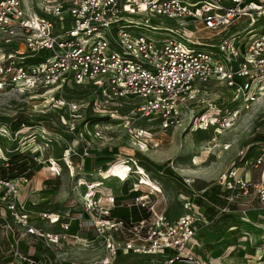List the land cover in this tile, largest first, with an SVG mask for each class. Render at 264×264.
I'll return each instance as SVG.
<instances>
[{"label":"built area","instance_id":"built-area-1","mask_svg":"<svg viewBox=\"0 0 264 264\" xmlns=\"http://www.w3.org/2000/svg\"><path fill=\"white\" fill-rule=\"evenodd\" d=\"M135 15H159L176 21L178 29H165L156 39L142 31L162 30L134 20ZM245 19L249 26L264 19V0H0V93L52 95L69 87L88 88L86 101L51 96L61 103L57 108H66L63 124L72 140L84 141L78 137L80 129L85 137H104L106 125L91 120L90 110L121 120L126 136L141 151L156 146L153 132L138 124L142 119L149 122L147 127L162 131L190 128L218 136L264 97V29L229 33ZM214 82L227 89L226 107L208 97ZM123 104L130 110L121 117L116 108L109 109ZM6 131L0 129V135ZM86 144L84 156L92 149L89 141ZM66 153L71 158L79 154L72 146L64 158ZM246 153L241 152V161ZM129 158L136 168L127 181L136 178L134 191L146 187L132 203L139 219L112 217L116 197L98 188L89 195L88 186L83 206L91 221L74 226L70 212L69 221H61L59 214L44 215L60 230L45 233L29 227L27 233L44 238L43 249L33 246L32 253H24L16 239L10 264H115L129 253L160 255L161 264H207L196 253L199 230L249 220L248 212L264 210V145L244 166L233 163L218 176L217 196L224 203L216 206L212 218L195 202L200 196L195 194L184 197V213L169 220L152 199L163 192L142 183L140 164ZM14 182L0 179V186L17 193ZM250 203L256 206L250 208ZM236 211L242 213L238 220ZM20 220L27 224V217ZM86 232L93 235L84 236ZM85 251L93 256L84 257ZM253 257L264 260V242ZM217 259L221 257L209 263L219 264Z\"/></svg>","mask_w":264,"mask_h":264},{"label":"rangeland","instance_id":"rangeland-1","mask_svg":"<svg viewBox=\"0 0 264 264\" xmlns=\"http://www.w3.org/2000/svg\"><path fill=\"white\" fill-rule=\"evenodd\" d=\"M132 18L162 30L153 33L142 31L156 39L163 37L161 34L166 33L165 29H178L176 21L159 15H135ZM241 21L233 26L229 33L240 31L244 35L251 29H255L256 32L264 29V19H260L252 26H249V20ZM1 39L0 37V42ZM207 91L208 97L215 99L218 105L226 107L227 89L225 92L214 82ZM52 95L55 99L61 97L86 101L90 98L91 91L86 87L75 86L60 93L53 91ZM52 95L47 92L23 93L17 90L0 93V129L7 130L4 133L6 136L0 135V163L6 162L19 151L28 157L33 156L36 161L30 168L31 175L24 174L11 179L15 181L17 193L11 192L10 188L4 185L0 186V216L6 223L0 227V237H6L11 232L15 240L20 238V250L24 251L26 247L29 253H32L33 246L38 250L43 249L44 241V238L36 234L27 233L29 227L45 233L60 230L59 224H52L44 215L59 214L61 221H69L66 214L70 212L71 216L76 218L72 221L74 226L77 225V221L86 223L91 221L83 206V195L88 190V184L83 185V180L88 182L96 179L107 166L108 172L104 173L109 175L107 178L111 176L112 171L119 168L121 180L116 178L106 180L105 185L98 188L100 193H112L117 199V205L134 207L132 203L135 196L146 189L142 186L140 191L133 190L135 177L127 181L125 170L131 171L136 168L133 160L129 158L134 157L140 164L143 179L141 182L158 192H163L157 198L152 197L156 208L163 211L169 220H173L184 213V197L202 195L207 188L214 192L217 187L216 179L221 173L233 163L244 166L246 160H251L257 150L264 145V97L252 109L242 112L235 125L218 136L211 130L192 131L190 128L162 131L147 127L149 122L142 119L138 124L153 132L156 146L141 151L126 136L121 120H112L110 113L100 115L92 110L87 112L88 117L106 125L104 137L102 139L85 137L80 129L78 137L84 141L72 140L63 124L66 108H57L56 105L60 107L61 103L51 100ZM239 103L238 101L230 105L237 107ZM115 108L120 117L130 110L126 104L109 107L112 110ZM18 122H24V125H20L19 129L12 128ZM153 124L158 125V122L153 121ZM87 141L91 143L92 149L84 156L82 151ZM69 146L75 148L79 154L72 158L66 154L64 158ZM243 151L247 153L245 159L241 161L240 155ZM189 178L195 182L188 184L186 180ZM100 179L102 180L101 175ZM101 180H95L94 183L100 185ZM249 206L252 208L256 205L250 203ZM248 214L250 221L230 220L226 225L217 223L216 228L205 227L199 230L200 246L196 253L201 254L203 261L210 264L211 258L221 256V261L218 262L217 259L215 262L264 264V260L253 257L256 246L264 242V210L255 209ZM241 215V212H234L235 220ZM23 216L27 217V224L20 220ZM219 228V232H213ZM91 256L93 254L85 251L84 257ZM163 259L160 255L129 253L121 254L116 258L115 264H161ZM234 261L236 263H233Z\"/></svg>","mask_w":264,"mask_h":264},{"label":"trees","instance_id":"trees-1","mask_svg":"<svg viewBox=\"0 0 264 264\" xmlns=\"http://www.w3.org/2000/svg\"><path fill=\"white\" fill-rule=\"evenodd\" d=\"M22 123H16L12 128L19 129ZM36 161L33 156H26L24 152H16L14 155L8 158L6 162L0 163V179L9 181L16 178L17 176H22L24 174L31 175L30 168L35 165ZM214 192H210L207 188L202 192V195L195 198V202L201 205L207 217L212 218L216 213V206L223 204L224 202L217 196L219 193V187H215ZM206 204V205H204ZM134 206V205H133ZM112 217L128 220L129 217H133L135 220L141 217L136 206L129 208L125 205H117L112 211ZM147 216V215H145ZM6 223L4 219L0 216V227L4 226ZM15 244L14 235L9 232L6 237H0V264H10L14 261V251L12 250V245ZM24 253H28V248L23 249Z\"/></svg>","mask_w":264,"mask_h":264},{"label":"crops","instance_id":"crops-1","mask_svg":"<svg viewBox=\"0 0 264 264\" xmlns=\"http://www.w3.org/2000/svg\"><path fill=\"white\" fill-rule=\"evenodd\" d=\"M146 168V167H145ZM127 170V169H126ZM125 170V171H126ZM146 170H148L147 168H146ZM116 171V172H115ZM115 171H112L111 172V176L109 177V178H107L106 180H108V179H111V178H116V179H118L119 181L121 180V176H120V174H121V169H119L118 168V170H115ZM108 172V166L106 167V168H104L103 170H101V173H99L98 174V176L96 177V179H93V180H91V181H93V182H95V180H101L100 179V175H106V174H104V173H107ZM107 177V176H106ZM106 180H101V185L103 186V185H105V181ZM85 235H89V236H92L93 235V233H90V232H86V233H84V236ZM241 253H243L242 252V250L240 251ZM221 257V256H220ZM222 258V257H221ZM230 259V258H229ZM223 260V259H222ZM220 261H221V259H220ZM233 263H236L235 261L233 262ZM229 264V263H228ZM240 264H242V263H240ZM246 264V263H245Z\"/></svg>","mask_w":264,"mask_h":264},{"label":"bare ground","instance_id":"bare-ground-1","mask_svg":"<svg viewBox=\"0 0 264 264\" xmlns=\"http://www.w3.org/2000/svg\"><path fill=\"white\" fill-rule=\"evenodd\" d=\"M68 156H69V154L68 153H66ZM67 161H69L68 159H67ZM126 172L127 173H125L126 174V176L128 177L129 176V173H130V171H127L126 170ZM139 173H141V170L139 171ZM102 176V180H106L107 179V177L109 176V175H101ZM107 176V177H106ZM82 180L83 179H81V181H80V184L82 183ZM84 181V184L83 185H87L88 184V186L90 187V189L88 190L89 191V195H93V192H94V190L96 189V188H101L102 187V185L100 184V185H98V184H95L93 181H85V180H83ZM96 182V181H95ZM82 185V184H81ZM53 216H55V215H53Z\"/></svg>","mask_w":264,"mask_h":264}]
</instances>
